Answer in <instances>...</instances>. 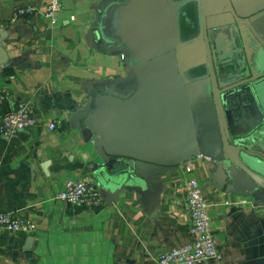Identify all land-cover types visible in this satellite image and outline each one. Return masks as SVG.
<instances>
[{
  "label": "crops",
  "instance_id": "0c3cea01",
  "mask_svg": "<svg viewBox=\"0 0 264 264\" xmlns=\"http://www.w3.org/2000/svg\"><path fill=\"white\" fill-rule=\"evenodd\" d=\"M123 1L63 0L51 24L41 16L10 20L14 6L43 8L48 0H0V87L8 91L0 115L23 102L37 121L0 135V212L12 213L23 227L0 232V264H154L162 252L191 240L189 178L200 185L220 250L219 259L198 264H264V205L242 171L203 155L170 167L110 165L85 132L82 115L92 90L134 85L128 55L111 42L110 30L102 37L99 29L104 9ZM223 109L231 134L260 120L248 91L226 96ZM203 119L211 121L210 114ZM71 178L92 182L100 205L56 199Z\"/></svg>",
  "mask_w": 264,
  "mask_h": 264
},
{
  "label": "water",
  "instance_id": "95a60500",
  "mask_svg": "<svg viewBox=\"0 0 264 264\" xmlns=\"http://www.w3.org/2000/svg\"><path fill=\"white\" fill-rule=\"evenodd\" d=\"M99 29L111 31L134 78L133 87L92 90L82 115L108 163L223 159L264 205V0H124L104 9ZM244 91L260 120L231 134L224 100Z\"/></svg>",
  "mask_w": 264,
  "mask_h": 264
},
{
  "label": "built area",
  "instance_id": "2783aa9c",
  "mask_svg": "<svg viewBox=\"0 0 264 264\" xmlns=\"http://www.w3.org/2000/svg\"><path fill=\"white\" fill-rule=\"evenodd\" d=\"M63 0H48L43 8L35 4L14 6L10 20L20 17L41 16L49 23L55 24L56 14L61 11ZM124 58V54L121 55ZM8 91L0 87V104L7 98ZM31 106L18 102L16 106L0 115V135L10 137L25 131L36 123ZM49 129H54L50 122ZM187 169L190 165H187ZM185 202L188 209L191 240L179 247L162 252L154 264H198L208 259H219L220 250L212 232L207 202L203 198L200 185L194 178L184 182ZM61 201L87 207L99 206L102 194L96 186L86 180L68 179L62 191L55 195ZM23 230L21 223L10 212H0V232L18 233Z\"/></svg>",
  "mask_w": 264,
  "mask_h": 264
},
{
  "label": "rangeland",
  "instance_id": "374dc122",
  "mask_svg": "<svg viewBox=\"0 0 264 264\" xmlns=\"http://www.w3.org/2000/svg\"><path fill=\"white\" fill-rule=\"evenodd\" d=\"M260 98L264 99V92L260 94Z\"/></svg>",
  "mask_w": 264,
  "mask_h": 264
}]
</instances>
